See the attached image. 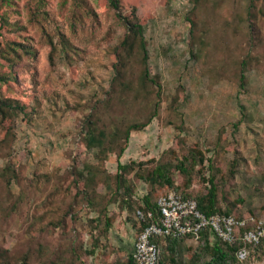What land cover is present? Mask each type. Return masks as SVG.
Returning <instances> with one entry per match:
<instances>
[{"label":"rangeland","instance_id":"1","mask_svg":"<svg viewBox=\"0 0 264 264\" xmlns=\"http://www.w3.org/2000/svg\"><path fill=\"white\" fill-rule=\"evenodd\" d=\"M27 1L40 8L39 0H17V4L8 10L9 20L20 19L26 24L23 6ZM50 1L55 19L51 22L44 20V23L55 36L54 42L59 44V33H69V28L60 13L59 0ZM123 1L129 8L136 7L139 18L147 23L151 71L161 76L164 99L160 114L143 130L132 132L120 160L147 161L159 158L170 147H176L181 153L199 143L203 149L212 148L208 156L214 158L222 174H226L230 160L240 157L236 177L221 181V205L226 207L235 203L236 214L252 213L264 219V42L250 48L251 54L260 61H254V67L247 72L248 84L244 88L229 77V70H222L223 66L230 68L226 63L228 53L239 56L243 55L244 49L246 52L249 50L245 39L234 32L236 16L244 15L246 0H228V4L219 11L222 17L210 16V28L202 33H205L204 39L215 45L200 59L190 52L192 45L187 15L193 7L191 0ZM91 2L99 20L98 23L92 19L89 21L93 41L83 46L84 51L80 50V55L72 54L71 63L62 53H51L47 36L38 26H30L29 32L3 30L0 36L1 41L11 36L23 40L21 36L29 33L34 36L32 47L36 49V55H26L13 69L19 79L14 78L4 57V44L0 45V75L12 78L8 82L0 81V94L20 100L27 110H37L29 122L17 121L16 151L5 160L0 158V166L7 161L16 168L20 183H16L15 193L26 185L33 186L30 179H37L36 174H48L55 180L58 175L62 176L61 181L65 184L58 191L56 181L41 180L38 189L23 197V204L14 215L4 219L0 217V250H23L30 235H47L57 243L67 234L78 232V222L73 221L72 215L66 218L63 227L52 224L65 215V208L72 200L67 194L71 176L67 180L65 178L73 164L82 167L85 162H96L80 141L78 122L83 113L75 105L95 104L103 96L113 76L112 46L125 31L105 0ZM6 8L3 6L0 14ZM223 19L230 20L232 26L225 27ZM211 68L220 70L211 73ZM175 97L178 98L176 101ZM1 134L0 129V137ZM219 137L222 142L216 144ZM118 161L117 155L111 154L105 162L106 169L115 173ZM174 178L180 183L178 173ZM148 189V183L137 181V196ZM193 189L207 190L198 179L194 181ZM98 190H102V185ZM75 191L73 189L70 193L74 195ZM118 206L113 204L111 210L118 212ZM74 209L78 213V204ZM111 234L114 232L109 233L108 242L116 248ZM215 239L211 238L212 241ZM199 241L190 238L187 242L196 247ZM113 258L112 254L106 261L99 253L95 258L84 256L83 264H108ZM246 260L242 261L243 264H264V259L258 260L253 255Z\"/></svg>","mask_w":264,"mask_h":264},{"label":"trees","instance_id":"2","mask_svg":"<svg viewBox=\"0 0 264 264\" xmlns=\"http://www.w3.org/2000/svg\"><path fill=\"white\" fill-rule=\"evenodd\" d=\"M191 1L193 7L187 15L192 45L190 52L200 59L212 51L215 45L203 37L210 28V16L222 17L219 11L228 4V0ZM50 2L39 0V8L27 1L23 6L26 9V24H23L20 19L14 22L9 20L8 10L17 4V0H0V9L7 7L0 14V36L3 35V30L10 33L29 32L30 26H38L47 36V44L52 47L51 53L60 52L71 63L72 54L80 55L81 51H84L83 46L92 43L89 21L92 19L98 23V15L91 0H59L60 13L65 17L69 33L60 32L57 44L54 42L55 36L47 30L44 23V20L51 22L55 19ZM105 2L114 10L115 18L125 27V31L112 46L113 76L109 87L97 103L75 105L78 111L83 113L78 122L80 141L87 152L92 153L91 156L96 162H85L82 167L73 164L70 174L65 178L67 180L71 176L67 194L72 200L65 208V215L52 222L55 226L63 227L66 218L72 215L73 221L78 222V232L67 234L57 243L47 238V235H30L24 242L23 250H0V264H83L84 256L95 258L99 253L106 261H109L113 254L114 258L107 262L108 264H135L133 255L121 256V252L108 242L110 230L117 216L125 210L128 217H136L138 233L145 226L156 222L160 216L157 200L170 190H175L184 198L195 199L200 210L206 215L223 213L239 217L248 216L236 214L235 203L223 207L220 202L221 181L236 177L240 157L236 156L230 160L226 174H222L217 161L208 156L212 148L203 149L199 143L181 153L176 147H170L159 158L147 161L120 160L128 147L132 132L143 130L160 114L164 88L161 76L152 74L149 41L146 36L147 23L139 18L137 8L125 6L123 0ZM246 3L244 15L236 16L237 25L234 26V32L240 33L249 44V50L246 52L244 49L243 55L239 56L228 53L226 63L230 68H222L229 70V77L242 88L248 84L247 72L254 67V61H260V58L251 54L250 48L264 42V0H246ZM223 22L225 27L232 26L230 20L223 19ZM21 37L23 40L14 39L12 36L0 40V45L5 46L2 52L15 79L19 78L13 69L19 60L26 55H36V49L32 47L34 36L29 33ZM218 70L220 69L211 68L210 72ZM10 79L12 78L8 75H0L1 82H8ZM177 99L175 97L174 101ZM35 113V108L33 111L27 110L20 100L0 94V158L5 160L16 151L17 121L20 119L29 122ZM240 121L235 123L236 128ZM221 142L219 137L215 143ZM111 154H116L119 159L115 173L105 167V162ZM175 173L181 176L180 183L176 182ZM36 177L37 179H30L33 189V186L26 185L19 193H15L16 183H20L16 168L7 161L0 166V217L4 219L14 215L16 209L23 204V197L38 189L41 180L56 181L58 191L65 186L64 181H61L62 176L59 175L56 180L48 174H36ZM197 179L205 184L206 192L193 189ZM138 180L149 184V189L143 196H137L136 193ZM99 185H102L101 191L98 190ZM73 189L76 190L74 195L70 193ZM115 203L119 205V211H115L116 213L111 210ZM75 204H78V213L74 209ZM138 211L141 213L138 214ZM150 212L152 216H149ZM249 215L256 216L252 213ZM252 226L253 224H250L245 229ZM245 229L242 228L241 232ZM213 237L209 231H203L196 247L188 244L190 236H160L153 240L160 247V264H243L237 257L239 249L244 246L240 239L229 243L218 238L212 241ZM248 249L250 253L247 259H250L251 255L256 256L258 260L264 259V241L255 246L249 245Z\"/></svg>","mask_w":264,"mask_h":264},{"label":"built area","instance_id":"3","mask_svg":"<svg viewBox=\"0 0 264 264\" xmlns=\"http://www.w3.org/2000/svg\"><path fill=\"white\" fill-rule=\"evenodd\" d=\"M160 216L143 228L137 235L133 258L135 264H160V247L153 240L155 237L190 236L199 239L203 231H209L221 241L235 243L241 240L244 246L237 257L244 261L249 256V245H258L264 241V219L254 215L239 217L231 214L215 213L206 215L192 198H184L175 190H170L157 200ZM141 211H138L140 214ZM152 216V213H149ZM253 224L251 228L246 226ZM245 230L241 232V229Z\"/></svg>","mask_w":264,"mask_h":264},{"label":"crops","instance_id":"4","mask_svg":"<svg viewBox=\"0 0 264 264\" xmlns=\"http://www.w3.org/2000/svg\"><path fill=\"white\" fill-rule=\"evenodd\" d=\"M140 196H143L146 191L141 192ZM136 217H128L127 210L120 213L117 221L114 224V227L111 228V231L114 234H111V241L116 246V249L121 252V256L129 257L132 256L135 249V242L137 238V225L135 223ZM114 228V229H113Z\"/></svg>","mask_w":264,"mask_h":264}]
</instances>
